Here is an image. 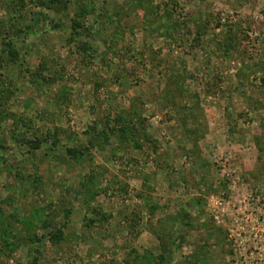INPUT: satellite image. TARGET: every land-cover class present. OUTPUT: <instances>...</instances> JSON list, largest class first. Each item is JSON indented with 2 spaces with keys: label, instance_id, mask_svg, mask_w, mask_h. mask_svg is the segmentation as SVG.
<instances>
[{
  "label": "rangeland",
  "instance_id": "1",
  "mask_svg": "<svg viewBox=\"0 0 264 264\" xmlns=\"http://www.w3.org/2000/svg\"><path fill=\"white\" fill-rule=\"evenodd\" d=\"M0 264H264V0H0Z\"/></svg>",
  "mask_w": 264,
  "mask_h": 264
}]
</instances>
